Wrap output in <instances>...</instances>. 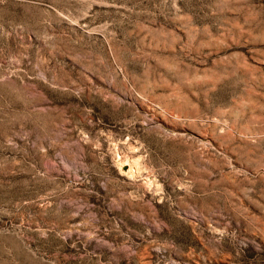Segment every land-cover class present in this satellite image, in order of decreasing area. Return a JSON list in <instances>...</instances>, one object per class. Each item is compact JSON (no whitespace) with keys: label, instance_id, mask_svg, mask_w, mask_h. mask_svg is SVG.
<instances>
[{"label":"rangeland","instance_id":"rangeland-1","mask_svg":"<svg viewBox=\"0 0 264 264\" xmlns=\"http://www.w3.org/2000/svg\"><path fill=\"white\" fill-rule=\"evenodd\" d=\"M0 264H264V0H0Z\"/></svg>","mask_w":264,"mask_h":264},{"label":"bare ground","instance_id":"bare-ground-1","mask_svg":"<svg viewBox=\"0 0 264 264\" xmlns=\"http://www.w3.org/2000/svg\"><path fill=\"white\" fill-rule=\"evenodd\" d=\"M128 171H129V173H130V172H132V166H130V168H129V170H128Z\"/></svg>","mask_w":264,"mask_h":264}]
</instances>
